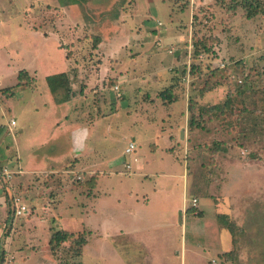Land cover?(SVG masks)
<instances>
[{"label": "rangeland", "instance_id": "obj_1", "mask_svg": "<svg viewBox=\"0 0 264 264\" xmlns=\"http://www.w3.org/2000/svg\"><path fill=\"white\" fill-rule=\"evenodd\" d=\"M79 1L0 0V167L21 170L11 192L28 210L15 216L0 187L2 264H264V0ZM98 57L112 58L100 68ZM60 74L75 96L87 92L74 104L78 117L90 123V102L104 116L85 127L81 161L110 170L113 160L120 177L99 176V185L132 190L90 215L76 203L95 176L65 172L71 161L25 173L36 107L46 91L62 104L66 91L52 94L45 79ZM191 120L203 129H189ZM178 122L183 139L169 145L163 130ZM143 158V176L122 175L126 164L137 174ZM181 171L186 206L176 213ZM156 188L149 209L134 205ZM56 231L70 237L50 243Z\"/></svg>", "mask_w": 264, "mask_h": 264}, {"label": "crops", "instance_id": "obj_2", "mask_svg": "<svg viewBox=\"0 0 264 264\" xmlns=\"http://www.w3.org/2000/svg\"><path fill=\"white\" fill-rule=\"evenodd\" d=\"M100 58V59H99ZM112 57H98V60H101L102 64L100 65V68H104L106 66V63L110 61ZM99 66V65H98ZM36 88V87H31ZM44 92V91H43ZM176 91H173L172 94H175ZM89 93V92H88ZM128 93V91H127ZM87 92H81L79 95L75 96L72 94L68 102L62 103V104H55L54 100L51 97V94H49L47 91L43 95H45V102L42 104L43 109L41 110L40 108L36 107L35 109V114L38 113V116H41L39 118H44L43 120H38L40 125H39V130L37 132H33L29 136V140L27 142V152H26V164L25 167L27 166V172L25 173H45L48 172V167H49V172H56L58 168L62 167L64 164L68 163L69 161L73 162V169L72 170H66L65 172H72L74 174L80 173V178H82L83 182L86 181L88 178H94L92 184L89 188V191L87 192L89 197L87 195L81 194L82 200L77 204L76 203V208L79 207V204L82 206L84 202V209L81 208V210L78 208L79 214H84V215H90V213H95L97 210V205L100 202L106 201L108 202L109 196L112 195V193L115 191L113 187H111V190H107L104 187L102 188L98 180L100 179L99 176H102V178H105L106 174H109L112 177H120L118 174H115L114 169H113V160H108L110 164V170H102L104 168V163L103 166L99 169L94 168V163H90L88 161H81V159H84L82 154L84 153V150L86 148V138L88 137V132L85 129V127L90 124L91 126L99 122V119L104 117L103 114L98 113V104L96 103V107L92 106V103L90 104V110H87V113L89 112L91 114V120L90 123L87 122L85 119L82 117H78V111L76 110L75 103L80 102L82 104L81 100H85ZM74 95V96H73ZM101 95H105L101 97ZM79 97V98H76ZM102 98L105 100L106 98V93L101 92L100 95H97V98ZM124 97V96H123ZM96 98V99H97ZM162 99V98H161ZM167 101V104L170 103H176L180 101V97L178 96L177 99H172ZM169 102V103H168ZM102 104V105H101ZM101 107L99 109H102L103 107L107 106V100L103 101L101 103ZM111 105V104H110ZM176 106V104H175ZM174 106V107H175ZM178 107V106H177ZM174 109V108H173ZM69 113V118L66 116V114ZM42 114V115H41ZM178 112H176V115ZM185 114H183L184 116ZM37 116V117H38ZM88 118V117H87ZM64 119V120H63ZM186 119V118H185ZM64 122V124H63ZM180 122L178 124H169L167 125V129L163 130L165 131V139L166 142L171 145L174 142H178L180 139L182 141V137L184 135L183 128L180 127ZM134 144V143H133ZM81 145H83V148H81ZM135 146V144H134ZM61 147H65V151H60ZM128 148V147H127ZM126 148V149H127ZM125 149V153H126ZM151 152L154 151L153 146L151 147ZM18 152V151H17ZM21 152V151H20ZM18 152L21 156V153ZM132 152V151H131ZM129 152V153H131ZM153 153V152H152ZM151 155V154H148ZM147 155V156H148ZM80 161H77L79 160ZM149 159V156H148ZM142 164L138 165V168H136V171L138 172H131L132 167L129 164H126V168L124 172H122V175H128L130 177L132 176H143V168L145 163H149L143 158L141 159ZM162 162V158L160 159ZM106 162V161H105ZM49 165V166H48ZM51 166H54L55 168H50ZM64 167V166H63ZM128 170V171H127ZM161 172V171H160ZM82 173V174H81ZM108 175V176H109ZM158 175V174H156ZM93 176V177H92ZM161 178L168 177L167 174H162V172L159 174ZM178 179L183 180L182 188H181V194H180V201L178 202V207L176 209V213L182 212L184 207L186 206V184H185V174L184 172L181 171L180 175L179 173L176 175ZM175 176V177H176ZM129 177V178H130ZM171 177V176H169ZM173 177V176H172ZM79 178V179H80ZM101 178V179H102ZM107 178V177H106ZM160 188H164V186H160ZM125 189V187H124ZM83 189H81L82 191ZM132 190L126 189L122 192L120 195H112V200L114 201V205L120 204L122 202V198H128L132 195ZM158 188L153 190V193L145 194L141 193L142 199H141V204L139 203L138 200H135L136 203L134 205H137L139 208H144L149 209L152 205L151 202V194L152 196H155L157 194ZM139 193V192H138ZM168 191H165L163 194H167ZM117 195V196H116ZM122 195V196H121ZM137 195V193H136ZM116 196V197H115ZM170 199L162 201L163 204L167 205ZM83 201V202H82ZM132 209V208H131ZM130 209V211H131ZM69 211H72L69 209ZM82 211V212H81ZM108 232V231H107ZM117 233L122 235L129 236L130 230L126 229H117ZM115 234V233H114ZM117 234V235H118ZM116 236L112 235L110 237H107L108 239H111L110 241H114V238ZM111 244V243H110ZM112 246L115 247V245L112 244ZM117 247H115L116 249Z\"/></svg>", "mask_w": 264, "mask_h": 264}, {"label": "trees", "instance_id": "obj_3", "mask_svg": "<svg viewBox=\"0 0 264 264\" xmlns=\"http://www.w3.org/2000/svg\"><path fill=\"white\" fill-rule=\"evenodd\" d=\"M221 2H224V1H227V0H219ZM248 0H241V5L246 8V3H247ZM71 2L73 3H80L79 0H71ZM251 6L249 9H246V11H250L251 10ZM257 12H254L253 15H255ZM251 13H248L247 14V18H251L253 16ZM24 74V72H20L18 74V79H20L21 75ZM46 83L50 89V92L52 94H54L57 90V87L60 86L62 89H65V95L63 97L60 98V100L57 99V102L58 103H64L66 102L67 100L70 99V97L72 96V94L74 93L71 88H70V85H69V77L67 76V74H60V75H56V76H48L46 77ZM59 80V81H58ZM168 92V91H166ZM190 112V111H188ZM188 127L189 129L191 130H194V129H203V126L195 123L194 121L191 120V122L189 121L188 122ZM8 129V128H7ZM9 131V130H8ZM10 132V131H9ZM17 171V170H16ZM17 175H22V172L21 170L19 169V171L16 173ZM15 175V174H14ZM0 187H1V190H2V197L5 198V202L6 204L9 202L11 203L12 205V211L14 213V209H13V204H14V195L12 194V179L10 181H7V182H1L0 183ZM11 194V196H10ZM5 195V196H4ZM9 197V198H8ZM229 228H231V225H228ZM231 233H232V236L234 235V232H233V229H231ZM69 234H67L65 231H56L54 232L52 235H51V238H50V243H62L64 241H66L70 235L68 236ZM83 240H80V239H77L76 243L78 245H82L83 244ZM81 253V252H79ZM0 264H2V260L0 259Z\"/></svg>", "mask_w": 264, "mask_h": 264}, {"label": "built area", "instance_id": "obj_4", "mask_svg": "<svg viewBox=\"0 0 264 264\" xmlns=\"http://www.w3.org/2000/svg\"><path fill=\"white\" fill-rule=\"evenodd\" d=\"M114 90L117 92V97H120V93L118 91L117 86L114 87ZM15 126H16V122L13 119H10L8 124V130L12 132L11 129ZM134 149H135L134 144L130 143L128 145V148L126 149V153H129ZM18 171L19 169L17 171H13L10 168H6L4 166L0 167V183L10 181L13 175L16 174ZM196 202L197 201L195 199H192L191 201L192 206H196ZM13 209L15 216H24L28 212L26 206L23 203H21V201L18 198L14 199Z\"/></svg>", "mask_w": 264, "mask_h": 264}, {"label": "bare ground", "instance_id": "obj_5", "mask_svg": "<svg viewBox=\"0 0 264 264\" xmlns=\"http://www.w3.org/2000/svg\"><path fill=\"white\" fill-rule=\"evenodd\" d=\"M194 104V103H193ZM239 111V110H238ZM239 115V114H238ZM191 122V121H190ZM250 179V178H249ZM88 186V185H87ZM229 205V204H228ZM195 209V208H194ZM224 217V216H223ZM69 236V235H68ZM63 249V248H62Z\"/></svg>", "mask_w": 264, "mask_h": 264}, {"label": "clouds", "instance_id": "obj_6", "mask_svg": "<svg viewBox=\"0 0 264 264\" xmlns=\"http://www.w3.org/2000/svg\"><path fill=\"white\" fill-rule=\"evenodd\" d=\"M81 148H83V145H81Z\"/></svg>", "mask_w": 264, "mask_h": 264}]
</instances>
